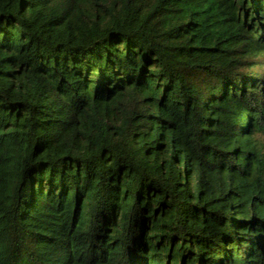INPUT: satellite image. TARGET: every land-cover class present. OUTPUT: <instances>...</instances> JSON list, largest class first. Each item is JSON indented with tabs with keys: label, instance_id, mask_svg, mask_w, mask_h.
I'll use <instances>...</instances> for the list:
<instances>
[{
	"label": "trees",
	"instance_id": "trees-1",
	"mask_svg": "<svg viewBox=\"0 0 264 264\" xmlns=\"http://www.w3.org/2000/svg\"><path fill=\"white\" fill-rule=\"evenodd\" d=\"M264 0H0V264H264Z\"/></svg>",
	"mask_w": 264,
	"mask_h": 264
},
{
	"label": "rangeland",
	"instance_id": "rangeland-1",
	"mask_svg": "<svg viewBox=\"0 0 264 264\" xmlns=\"http://www.w3.org/2000/svg\"><path fill=\"white\" fill-rule=\"evenodd\" d=\"M257 149L261 152L264 157V133L263 134H256L254 136Z\"/></svg>",
	"mask_w": 264,
	"mask_h": 264
}]
</instances>
